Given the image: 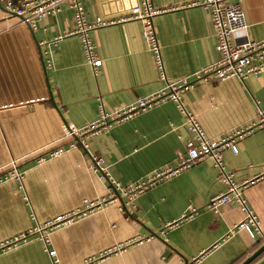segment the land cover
I'll list each match as a JSON object with an SVG mask.
<instances>
[{"label":"crops","instance_id":"crops-1","mask_svg":"<svg viewBox=\"0 0 264 264\" xmlns=\"http://www.w3.org/2000/svg\"><path fill=\"white\" fill-rule=\"evenodd\" d=\"M0 0V170L15 161L20 182L0 184V240L65 215L82 200L105 195L106 183L89 169L101 157L108 175L122 185L171 164L188 138L184 120L171 102L113 126L88 140L87 152L66 150L36 163L56 146L62 126L83 128L98 117L99 106L114 112L147 96L164 83L140 37L138 21L113 23L89 32L101 66L96 73L84 62L67 2L28 28L7 16ZM14 1V0H13ZM87 23L124 16L134 0H79ZM201 0H150L163 10L153 18L166 78L170 81L216 60L214 32ZM251 41L264 38V0H241ZM62 36L56 42L52 41ZM182 96L206 139H216L254 121V102L264 106V72L240 82L193 80ZM222 153L225 170L236 183L264 165V132L254 131ZM208 160L147 189L127 216L116 205L54 229L48 250L32 237L0 252V264H241L264 243V177L242 196L256 216L262 236L253 240L242 230L236 205L206 209L209 198L224 192ZM128 209V208H127ZM193 209L195 213L187 218ZM186 218H183V217ZM122 244L120 251H112ZM95 259L88 263V258ZM248 264H264V251Z\"/></svg>","mask_w":264,"mask_h":264},{"label":"built area","instance_id":"built-area-1","mask_svg":"<svg viewBox=\"0 0 264 264\" xmlns=\"http://www.w3.org/2000/svg\"><path fill=\"white\" fill-rule=\"evenodd\" d=\"M62 2H67V6L72 12L74 25L73 30L67 35H75L78 38L84 62L93 69L94 73L101 66V60L95 53L89 32L113 23L138 21L141 24L140 37L151 56L156 77L163 81L164 85L157 91L137 98L114 112H104L99 106L97 119L81 129L65 124L62 126L60 138L64 144L56 146L43 156H38L36 163L42 162L45 158L56 157L66 150L79 149L87 152L90 138L107 132L113 126L124 123L164 102H171L176 106L184 120L188 138L183 143L182 151L175 154L171 164L155 169L127 185L120 184L108 175L101 157H90L89 169L97 174L98 179L105 181V195L96 200L84 199L74 211L46 220L41 225L0 240V252L15 249L28 239L37 237L43 243V251L52 259V263H55L54 252L47 248L49 235L54 229L70 224L108 205H116L120 211H125L127 216H131L135 208L134 200L139 195L204 160L211 162L212 167L217 171L216 182L225 187L224 192L209 198L206 209L216 213L220 207L236 205L242 215V220L233 226L231 233L235 230H242L252 240L262 236L257 218L247 207L242 191L264 177V165L260 167L257 174L241 183H236L232 173L227 172L222 164V153L228 150L232 154H236L237 144L244 137L256 130L264 132V106L254 102V121L245 127L216 139H206L196 119L184 107L182 101L185 92L193 87V82L189 80V77L202 82H223L231 78L242 82L264 72V38L259 41H251L247 38V25L244 13L240 8L241 0H201L198 3L201 10L208 15L214 32L216 60L194 72L191 76H184L172 81L166 78L160 46L153 27V18L163 10L153 7L150 0H134V3L127 8L125 15L116 20L98 17L92 23L86 22L79 0H5L3 9L7 16L17 17L23 25L31 28L37 20L55 14ZM262 24L264 26V19ZM61 37L58 36L52 43ZM22 177L23 172L17 168L15 161H10L6 167L0 170V184L11 181L20 182ZM194 213L195 211L190 209L186 217L190 218ZM122 247V244H118L116 248H112V251H120ZM101 257L88 258L87 261L90 263ZM196 260L194 259L190 264Z\"/></svg>","mask_w":264,"mask_h":264},{"label":"water","instance_id":"water-1","mask_svg":"<svg viewBox=\"0 0 264 264\" xmlns=\"http://www.w3.org/2000/svg\"><path fill=\"white\" fill-rule=\"evenodd\" d=\"M120 202H121V200H120ZM262 251H264V243L257 250H255V252H253L248 258H246L241 264H248L256 256H258Z\"/></svg>","mask_w":264,"mask_h":264},{"label":"rangeland","instance_id":"rangeland-1","mask_svg":"<svg viewBox=\"0 0 264 264\" xmlns=\"http://www.w3.org/2000/svg\"><path fill=\"white\" fill-rule=\"evenodd\" d=\"M223 164V163H222ZM224 166V165H223ZM227 171V170H226ZM227 172H229V171H227Z\"/></svg>","mask_w":264,"mask_h":264}]
</instances>
